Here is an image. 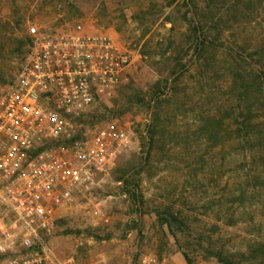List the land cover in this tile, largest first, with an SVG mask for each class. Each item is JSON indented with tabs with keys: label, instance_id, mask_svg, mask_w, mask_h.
Here are the masks:
<instances>
[{
	"label": "rangeland",
	"instance_id": "rangeland-1",
	"mask_svg": "<svg viewBox=\"0 0 264 264\" xmlns=\"http://www.w3.org/2000/svg\"><path fill=\"white\" fill-rule=\"evenodd\" d=\"M231 3L213 0L208 24L224 26V46L243 54V16L234 18ZM180 8L164 0H0V90L15 80L28 55L31 26L58 33L80 24L135 53L126 79L71 117L82 132L117 121L133 142L97 176L88 206L77 199L60 208L50 239L59 258L189 264L186 252L192 264H264V187L245 198L239 222L227 225L225 211H218L228 208L232 181L242 175L244 181L251 168L243 128L237 127L249 101L242 71L225 79L214 71L216 58L201 65ZM260 27L264 31V22ZM217 31L210 29L208 37ZM250 100L257 103L253 110L259 107L257 98ZM155 114L163 122L152 142L147 119ZM94 208L100 218L87 213ZM211 252L230 260L223 263Z\"/></svg>",
	"mask_w": 264,
	"mask_h": 264
},
{
	"label": "built area",
	"instance_id": "built-area-1",
	"mask_svg": "<svg viewBox=\"0 0 264 264\" xmlns=\"http://www.w3.org/2000/svg\"><path fill=\"white\" fill-rule=\"evenodd\" d=\"M29 30L28 55L0 90V264H75L50 244L59 210L77 199L88 206L97 176L133 141L117 121L82 132L71 117L121 84L135 53L80 24L72 32ZM87 213L100 218L98 208Z\"/></svg>",
	"mask_w": 264,
	"mask_h": 264
},
{
	"label": "trees",
	"instance_id": "trees-1",
	"mask_svg": "<svg viewBox=\"0 0 264 264\" xmlns=\"http://www.w3.org/2000/svg\"><path fill=\"white\" fill-rule=\"evenodd\" d=\"M164 1L168 7L173 5L182 7L180 8L183 9L180 18L186 24L189 39L194 42L191 48L198 55V61L201 65L207 64L206 61L208 60L209 64L216 58L219 67L214 71H220L221 76H224L225 79L229 76L236 78L240 70L242 71L240 73L243 81L244 101L246 98L249 101L245 104L244 110L246 112L243 115V120L237 127L243 128L242 139L243 144L248 147L246 151L247 162L250 163L251 168L249 173L245 175L244 181L243 175L232 181V187L226 191V195L230 196V201H226L228 208L218 210L220 213L225 211L226 214L222 218L226 220L227 225L231 226L240 221L245 198L250 195L254 197L255 193L264 187V31L260 27L261 23L264 22L263 0H230L233 3L227 6L234 18L238 15L243 16V54H240L238 50L224 46L226 42L224 26L218 27L208 24V16L213 10L210 8V4H213V0ZM219 1L225 3V0ZM218 8L223 9V4L219 5ZM213 14L212 16H214ZM164 20L166 22L171 21L168 16H165ZM172 29L173 25L170 26L169 31ZM210 29L218 30L216 36L208 37L207 33ZM236 47L238 48V46ZM211 53H213L212 56ZM240 62H243V68L239 67ZM254 98L259 100V107H256L255 110H253V106L257 103L250 100ZM147 120L149 121L147 131L150 135L148 139L152 141L159 131L158 125L162 124L163 120L160 121L158 114H155L153 119L151 115V118ZM233 137L232 135L231 139ZM150 145L152 148V144ZM251 181L256 182L255 186H251L253 185ZM211 253L223 263L230 260L227 255L221 252ZM183 255L186 261L192 264V258L186 252H183Z\"/></svg>",
	"mask_w": 264,
	"mask_h": 264
}]
</instances>
